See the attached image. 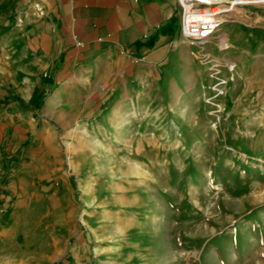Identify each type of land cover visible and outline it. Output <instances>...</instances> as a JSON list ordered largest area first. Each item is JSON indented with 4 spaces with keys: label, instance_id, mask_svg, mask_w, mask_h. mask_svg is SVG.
Returning <instances> with one entry per match:
<instances>
[{
    "label": "rangeland",
    "instance_id": "obj_1",
    "mask_svg": "<svg viewBox=\"0 0 264 264\" xmlns=\"http://www.w3.org/2000/svg\"><path fill=\"white\" fill-rule=\"evenodd\" d=\"M220 49L207 55L235 69L219 121L195 56L199 100L127 83L65 143L71 195L0 209V264H264V54Z\"/></svg>",
    "mask_w": 264,
    "mask_h": 264
},
{
    "label": "crops",
    "instance_id": "obj_2",
    "mask_svg": "<svg viewBox=\"0 0 264 264\" xmlns=\"http://www.w3.org/2000/svg\"><path fill=\"white\" fill-rule=\"evenodd\" d=\"M180 17L176 0H0L1 210L29 207L45 191L71 195L65 143L118 110L127 83L162 79L157 94L199 100L206 76L182 39ZM222 42L264 54V6L224 16L201 51L219 54Z\"/></svg>",
    "mask_w": 264,
    "mask_h": 264
},
{
    "label": "built area",
    "instance_id": "obj_3",
    "mask_svg": "<svg viewBox=\"0 0 264 264\" xmlns=\"http://www.w3.org/2000/svg\"><path fill=\"white\" fill-rule=\"evenodd\" d=\"M176 2L181 9L182 39L196 49L193 55L201 64L207 66L212 85L210 86L211 95L206 99V103L213 107V114L216 115V121H219L221 106L218 99L225 97L228 86V79L223 71L233 73L235 65L229 63L222 66L217 59L201 50L221 26L224 16L236 8L264 6V0H176ZM30 7L39 18L47 16V11L39 1H32ZM223 43H221L222 47H224Z\"/></svg>",
    "mask_w": 264,
    "mask_h": 264
},
{
    "label": "bare ground",
    "instance_id": "obj_4",
    "mask_svg": "<svg viewBox=\"0 0 264 264\" xmlns=\"http://www.w3.org/2000/svg\"><path fill=\"white\" fill-rule=\"evenodd\" d=\"M224 44V47H225V43H223Z\"/></svg>",
    "mask_w": 264,
    "mask_h": 264
}]
</instances>
